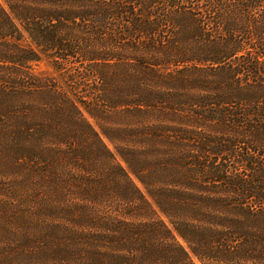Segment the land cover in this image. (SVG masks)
Listing matches in <instances>:
<instances>
[{
  "label": "trees",
  "instance_id": "1",
  "mask_svg": "<svg viewBox=\"0 0 264 264\" xmlns=\"http://www.w3.org/2000/svg\"><path fill=\"white\" fill-rule=\"evenodd\" d=\"M261 153L264 0L0 1V264L68 237L88 264H264ZM24 186L47 234L22 244Z\"/></svg>",
  "mask_w": 264,
  "mask_h": 264
},
{
  "label": "rangeland",
  "instance_id": "2",
  "mask_svg": "<svg viewBox=\"0 0 264 264\" xmlns=\"http://www.w3.org/2000/svg\"><path fill=\"white\" fill-rule=\"evenodd\" d=\"M3 1V0H0ZM24 45L28 46H34L33 42L26 36L23 40ZM31 71L38 75L43 77H53L56 79L57 83H59L61 86H63L67 91H71L73 89L72 85V78L69 77L66 73H63L55 68L51 60L47 56H42L40 61L34 62L30 64ZM72 95L73 92L71 91ZM230 142V141H229ZM237 143V142H235ZM109 146L113 149V147L108 143ZM233 142L230 143L228 146H232ZM231 151L226 152L222 154L223 161L234 167V173L236 172V169H240L242 167V164L246 161V159H243V155H247L248 152H251L248 149H241V147H230ZM256 158L255 162L258 164L262 163V168H264V156L261 153L260 156L254 155ZM226 159V161H225ZM243 162V163H242ZM246 163V162H245ZM33 165V163H31ZM125 165V164H124ZM257 165V164H256ZM255 165V167H256ZM35 166V165H34ZM40 167V166H39ZM46 167V166H44ZM236 168V169H235ZM261 168V169H262ZM30 170H34L31 166L29 167ZM38 169V168H37ZM36 169V170H37ZM233 176V175H232ZM29 176V178H31ZM234 177V176H233ZM134 178V177H133ZM236 178V177H234ZM135 183L142 189V185L140 182L134 178ZM253 183L257 188L264 187V173H260L254 177ZM26 186V185H25ZM23 187L21 189L25 190L27 187ZM7 189V188H6ZM227 193V196L231 198L233 194ZM10 197L16 198L14 201L11 202V209L9 210L8 216L6 218V223H10V231L14 236L17 237V239H13L15 242L20 241L24 243V240L27 236H34L38 234L39 236L45 237V234H47V231L45 229H40L36 227L33 229V225L35 224L36 220L38 219V215L36 216L37 207L36 204L33 202V199H30V196L32 195L29 189L23 191L20 194H17L14 192L13 189L9 190ZM235 197V196H233ZM238 202V200H237ZM166 220V218H165ZM8 221V222H7ZM40 221V220H39ZM38 221V222H39ZM73 231V229H72ZM76 233V232H75ZM22 238V239H21ZM71 237H68L66 241H64L60 246L58 247L55 244H46V250H44L43 254V264H88V261H90V256L85 257L83 254L85 252H89V250L85 249L80 245V243H77L76 246L73 240H69ZM181 240V239H180ZM181 242L187 247L186 243L181 240ZM6 243H2V248H5L4 245ZM29 250L32 252V247L29 248ZM64 254L61 255L60 253ZM13 253V252H12ZM71 253H75L72 254ZM59 260V263H55V260ZM194 261L197 264H202L199 260L194 258Z\"/></svg>",
  "mask_w": 264,
  "mask_h": 264
}]
</instances>
